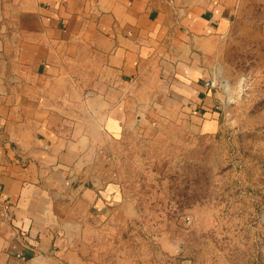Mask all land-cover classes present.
<instances>
[{"label": "crops", "instance_id": "crops-1", "mask_svg": "<svg viewBox=\"0 0 264 264\" xmlns=\"http://www.w3.org/2000/svg\"><path fill=\"white\" fill-rule=\"evenodd\" d=\"M243 1L0 0V264H77V209L117 197L80 176L101 141L218 134L203 49Z\"/></svg>", "mask_w": 264, "mask_h": 264}, {"label": "rangeland", "instance_id": "rangeland-1", "mask_svg": "<svg viewBox=\"0 0 264 264\" xmlns=\"http://www.w3.org/2000/svg\"><path fill=\"white\" fill-rule=\"evenodd\" d=\"M204 50L218 134L182 122L101 141L80 176L117 197L77 209V264H264V0Z\"/></svg>", "mask_w": 264, "mask_h": 264}, {"label": "built area", "instance_id": "built-area-1", "mask_svg": "<svg viewBox=\"0 0 264 264\" xmlns=\"http://www.w3.org/2000/svg\"><path fill=\"white\" fill-rule=\"evenodd\" d=\"M206 87H209L210 89H212V84L211 83H208L205 85Z\"/></svg>", "mask_w": 264, "mask_h": 264}]
</instances>
